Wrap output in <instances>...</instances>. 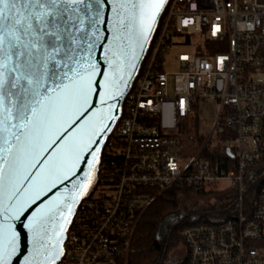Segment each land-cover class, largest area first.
I'll list each match as a JSON object with an SVG mask.
<instances>
[{"label": "built area", "instance_id": "1", "mask_svg": "<svg viewBox=\"0 0 264 264\" xmlns=\"http://www.w3.org/2000/svg\"><path fill=\"white\" fill-rule=\"evenodd\" d=\"M175 45L191 50L168 72ZM263 52L264 0L168 1L58 264H129L141 216L176 185L235 192L233 217L182 228L185 264H264V186L247 183L264 160ZM204 107L214 122L195 141L188 130Z\"/></svg>", "mask_w": 264, "mask_h": 264}, {"label": "water", "instance_id": "2", "mask_svg": "<svg viewBox=\"0 0 264 264\" xmlns=\"http://www.w3.org/2000/svg\"><path fill=\"white\" fill-rule=\"evenodd\" d=\"M168 1L152 10L147 28L132 6L138 0H103L102 6L85 0L56 17L55 28L49 17L45 31H56L59 40L18 31L23 55H11L8 66L17 69L12 75L19 84L9 81L0 95L8 141L0 140V148L10 150L0 151V244L15 235L10 264H58L64 256L68 230L98 179L106 141ZM53 44L61 49L55 62ZM45 214V246H39L31 225Z\"/></svg>", "mask_w": 264, "mask_h": 264}, {"label": "trees", "instance_id": "3", "mask_svg": "<svg viewBox=\"0 0 264 264\" xmlns=\"http://www.w3.org/2000/svg\"><path fill=\"white\" fill-rule=\"evenodd\" d=\"M261 58H264V52ZM192 127L195 128L194 122L188 132L192 131ZM215 153L219 154L220 150H216ZM204 154L212 161L215 159L209 149L205 150ZM247 183L249 190L259 189L264 186V173L247 179ZM188 197L204 200L213 198L217 202L213 203L210 209L185 210L183 203ZM253 199L254 196L249 194L247 203L250 204ZM234 201L235 192L232 189L196 191L184 185H176L163 192L149 204L139 220L132 241L129 264H173L167 261L170 245L176 241H184L180 234L182 228L195 222L226 221L233 217ZM187 258L188 251L182 261L174 264H185Z\"/></svg>", "mask_w": 264, "mask_h": 264}, {"label": "snow or ice", "instance_id": "4", "mask_svg": "<svg viewBox=\"0 0 264 264\" xmlns=\"http://www.w3.org/2000/svg\"><path fill=\"white\" fill-rule=\"evenodd\" d=\"M95 2L98 6L103 5V0H95ZM84 3L85 0H0V69H5L8 72V77L5 78L3 71H0V95L5 91V85L9 81H14L11 87H16L19 84L20 78L12 75L17 69L8 66L11 55H23L19 47L21 39L18 31L35 36L37 30H39L42 35L37 37L38 41L43 40L44 37L59 40L60 36L56 31H45L49 25V17H52V27L55 28L56 17L61 16L62 12H67L74 4L80 5ZM163 3L164 0H138V5L133 4L132 6L139 7L141 10V23L145 24L147 28L150 27V24L146 22L155 15L152 10L158 9ZM75 10L73 9V11ZM97 15H99V11ZM33 20L36 21V28H33L31 23ZM60 50L57 45L53 44L52 52L49 54L52 61H56V54ZM37 84L42 86L40 82H37ZM19 118L21 119L20 127H26L23 123L26 119L24 111L19 112ZM12 126L16 127V125ZM6 131L7 129L0 123V140L4 144L8 143L7 139L2 135ZM16 139L19 140L20 137L17 136ZM0 151L8 152L10 150L0 148ZM45 223H47V214L32 221L31 227L33 229L34 242L39 246H45L44 241L47 231L44 229ZM15 251V235H13L6 245L0 244V264H10L11 256ZM54 259L55 257H53Z\"/></svg>", "mask_w": 264, "mask_h": 264}, {"label": "rangeland", "instance_id": "5", "mask_svg": "<svg viewBox=\"0 0 264 264\" xmlns=\"http://www.w3.org/2000/svg\"><path fill=\"white\" fill-rule=\"evenodd\" d=\"M191 49L187 46L182 45H175L169 48V50L165 53V59H164V68L168 72H172L174 70H177L179 68L178 63L176 61V54L180 51H190ZM264 62V58L261 60ZM264 71V70H263ZM216 111V109H215ZM193 117V116H192ZM194 119L191 121V124L194 122L195 128L192 127V135L194 136V140H198L202 135H206L213 125L214 122V115L210 114L207 107H204L201 109L200 113H196L193 117ZM188 138V136H186ZM258 173H264V163L259 164L255 167L254 171H251L250 178H254L255 174ZM224 186H227L226 183H223ZM213 198L211 199H200L198 197H188L184 201L183 209H210L211 205L215 203ZM187 255V249L184 241H176L175 243H172L170 245L169 255H168V262L169 263H177L182 261Z\"/></svg>", "mask_w": 264, "mask_h": 264}]
</instances>
